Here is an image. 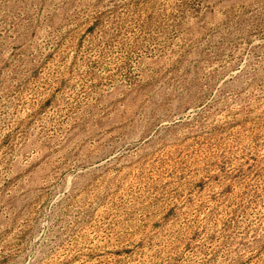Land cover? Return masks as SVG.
Returning a JSON list of instances; mask_svg holds the SVG:
<instances>
[{
  "label": "rangeland",
  "instance_id": "rangeland-1",
  "mask_svg": "<svg viewBox=\"0 0 264 264\" xmlns=\"http://www.w3.org/2000/svg\"><path fill=\"white\" fill-rule=\"evenodd\" d=\"M0 264H264V0H0Z\"/></svg>",
  "mask_w": 264,
  "mask_h": 264
}]
</instances>
